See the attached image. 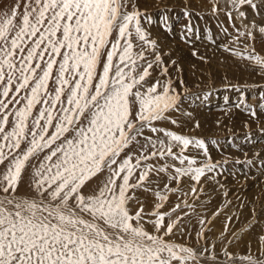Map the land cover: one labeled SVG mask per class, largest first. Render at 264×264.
I'll use <instances>...</instances> for the list:
<instances>
[{"label":"snow or ice","instance_id":"6c2138e0","mask_svg":"<svg viewBox=\"0 0 264 264\" xmlns=\"http://www.w3.org/2000/svg\"><path fill=\"white\" fill-rule=\"evenodd\" d=\"M230 4L241 21L243 6L257 15L264 9V0ZM129 7V0H14L0 10V264H264V235L259 256L250 250L237 256L225 245L221 259L206 240L211 221L203 216L199 248L169 238L184 233L188 215L173 214L182 205L195 207L185 193L163 211L168 193L188 178L195 194L221 162L211 160L203 138L157 126L171 119L181 96L141 24L144 14ZM227 15L231 21L232 12ZM242 27L234 45L242 37L254 41L256 31L264 35L255 21ZM224 47L264 71V56L251 43ZM154 68L160 76L149 84ZM190 146L205 158L186 155ZM153 174H167L163 189L151 187ZM98 175L103 179L86 192ZM25 176L31 196L18 194ZM137 189L157 197L151 211ZM130 202L138 205L134 213ZM231 221L227 216L225 231Z\"/></svg>","mask_w":264,"mask_h":264},{"label":"rangeland","instance_id":"374dc122","mask_svg":"<svg viewBox=\"0 0 264 264\" xmlns=\"http://www.w3.org/2000/svg\"><path fill=\"white\" fill-rule=\"evenodd\" d=\"M174 1L176 2L177 0H162V7H156L155 6V8H154L155 10L151 6L145 7L144 6L145 0L135 3L136 7L144 14L141 17V24H142L143 28L146 30V32L149 34V38L150 39L154 38L152 36V33H151L152 30L150 29V27H156L155 28L156 29L155 32L159 33V35H158L159 37H155V38L159 39L160 43H162L163 40L167 41V42L168 41L175 42L174 40L176 38L178 39V41H176L174 43V45H175L174 48L176 47L175 51H176L177 55L179 53L178 49H177V45H179V47L181 48V51L185 50V51L188 52V50L189 51H195V49H197V48L199 49V47H201L202 44H203L202 46H205V44H207L209 42L207 45L211 46L210 48L213 47L212 49H214V50L211 51V52H213L214 54H218L219 51H221L224 54L225 53L233 54L232 51L226 50L224 45H227L229 48L231 46V48H233V49H235V48L236 49H243L245 44L251 43V45L255 48L256 53L264 56V35H261L258 31L255 32V40L254 41H249L247 39V37H242L241 38V42H240L239 45H234L233 44V37L238 35L237 29H240L242 26L238 25L234 21L233 17H232L231 21L229 20V16L227 15V13L229 11L232 12V15L234 13V11L232 9H230V8L228 10L226 9L227 5L231 6L230 0H215V3H212L213 4L212 6L213 7L216 6V8H217L215 13L213 12V10L209 11L211 8H209L208 6L205 7L204 9H202V7H200L198 5H195L194 11H192L191 9L188 10L187 6L183 7L181 5V3H179V0L176 2L177 4L174 3ZM183 1H186V0H183ZM189 1L190 0L186 1V3L189 2ZM212 1L214 2V0H212ZM13 2H14V0H0V10L6 9ZM148 2L152 5L150 0H148ZM129 3H130L129 10H131V4L132 3H131L130 0H129ZM147 5H149V4L147 3ZM168 5H169V7H168ZM190 6H192V5H190ZM198 9H200V10H198ZM244 10H245V13H246V19L241 21V19H239L238 15H237V19L239 20L238 23L243 24L244 22H246V20L248 18H250V19L255 18L257 21H260V22H256L257 25H264V22H263L264 21V12H262L260 10V14L257 15L250 7L247 8V5H245V6H243L241 8V11H244ZM250 11H253V15H254L253 18L251 17ZM194 12H195V14L198 15L199 18H194V17L189 16L190 14H192ZM209 13H211V15H212L211 18H209L210 17ZM145 17H149L150 21L148 19H145ZM149 22H151L152 24H149ZM201 24L206 26V29H204L203 33H202L203 28L199 26ZM169 32H171V33H169ZM166 35H167V37H166ZM206 38H208V39H206ZM205 41H208V42H205ZM210 44H212V45H210ZM182 49H184V50H182ZM185 51H184V53H185ZM150 54H149V59H152L151 58L152 56H150ZM196 55L192 56V58L199 59L200 62H202V60H203V64H204V62H210L214 58L213 57L211 59L209 58V59L206 60L205 59L206 55H205V53L203 51H199L198 53H196ZM180 58H181V56L180 57L179 56L175 57V60H173V61H176L175 65L172 64L171 62H168L167 67L169 65V68H170L169 70L171 71V67H173L172 69H174V72L173 73H169V75H170V78L173 80V87L175 88L176 92H178L180 94V96H181L179 105L180 104H184V105H186V110H188L189 108H192V107H193L192 109L194 110L195 102H187L186 100H187V97L189 95H190V98H191V95L196 92L197 88L193 87L195 80H193L192 78L189 79L188 75L184 76L183 74H185L186 70H189L191 67H194L193 63L195 64L196 62L190 63V62H192V60L189 59L188 64L185 65V64H183L184 61L182 62ZM229 58L230 57L226 58V61H228ZM242 60H244V62L245 61L249 62V66L246 68L247 70L245 69L244 73L247 72L246 74H250V75L253 74L254 78L248 77V79H244L240 73H238V75L236 73H234V77L233 78H231V79L227 78L228 80H231V81L233 80L232 81L233 83H227V85L225 84L227 87L225 85H223L224 87L223 86L219 87L218 84L214 83L217 80V78H218V77H216L217 75H215V76H213V79H214V81H213L214 85L213 86H214V88L208 90V93L215 92V94H213V97L215 99L219 100V101L221 99L222 100H226L227 99L226 100L227 102L226 101L222 102V106L224 108L228 107L227 104L229 102H234L233 103L234 104L233 106L235 108L234 110L238 111V113L236 112V114L234 115L235 119H232V121L236 120L240 124V127H241V128H237L238 131L236 130L240 134H236V133L234 134L235 130H233L232 131L233 134H232L231 137H229L228 135L225 136V134H222L225 137L221 135L220 139L218 138V136L213 138L212 135H211L212 138H209V139H207V138L204 139L203 138L206 141V145H207L208 149L211 150L210 152L214 153L216 156H218V157L222 156L223 157V156H225V154H226V156L228 154V157H226V160L228 161L226 163V165H222V166L219 165L218 168H217V169H221L222 171H225V174L224 175L221 174V175H219V177H222L221 179L223 181H225V184H226L227 188H225L224 191L227 192V190H228L227 194H230L231 193L230 189L234 185H236V183L234 182L235 179H240L239 182L243 181V183L246 185V187H248L247 186L248 184H246L247 182H244V180H243L244 179L243 177L245 175L244 174L245 173L244 170H245V167L247 166L246 165L247 163L248 164L251 163V166L254 168V170H255V166H256V169L260 170V171L255 170V172H257V174H258L257 177H260L259 176L260 172H262V170H264V154L263 153H256V154L254 153V155H252V154H249L248 150L244 151V148L246 147V145H251V146H254V147L257 144L258 145L261 144V146L264 145V73L263 72H259V71L255 72L257 69H256V66L252 62L248 61L247 59H242ZM177 61L179 63L183 64V65L179 64ZM177 66L180 69L179 71L177 70ZM253 67H254V70H253ZM233 69H236V68L233 67ZM180 75H181V78L183 80V84L180 83V79H181L179 77ZM256 77L260 78L261 81H259V83H261L263 81L261 86L259 84L258 85L255 84V83L253 85H251V84L247 85L246 84L247 86L246 85H244V86L241 85L242 81H250V80L255 79ZM151 78L154 79V74L151 75ZM149 81L150 80L148 79V83L151 84ZM195 83L198 84V82H195ZM205 91L202 92V93L200 92L198 97H200L204 93H207V90H205ZM222 95L225 96V97H223ZM192 96H194V95H192ZM202 98L203 99H209L211 97L208 98L207 96L203 95ZM212 104H213V101L212 102L211 101L210 102H203L202 104L198 103L197 105H202V106L208 105L209 107H211ZM223 107L219 106L217 108H220V109L222 108L223 109ZM189 111L192 112L191 109H189L188 112ZM251 111H255L256 112V116L255 117H253L250 114ZM219 114L220 113L218 112V115ZM167 115L171 118L170 120H168V121H170V123H171V120L177 121V119H174V115L175 114H173V111H171V112L169 111ZM221 118H223V117H221ZM226 119H228V121L231 120L230 117H226ZM157 124H158V127H161L162 125H164L162 123V121L157 122ZM212 125L213 124L209 125V123L205 124L204 127L201 128V131H203V132L205 131V132H208V133H213V131H217L218 129L223 130L225 128H226V131H229L228 127H227V124L219 126L218 129H216ZM243 125H245V126H243ZM256 127H257V129H256ZM174 129H176V128H174ZM169 130H171V129H169ZM220 130H218V131H220ZM171 131H173V130H171ZM178 134H181V133H178ZM181 135H184V134L182 133ZM193 137H195V136H193ZM222 137H224V138H222ZM197 138H200V137H197ZM259 138H260V140H259ZM222 139H225V142L222 143V141H223ZM235 139H237L240 142L241 146L236 147L238 149L236 150V152H233L234 155H230L231 154V150L230 151L227 150V147L224 144H226L227 141L234 143V142H236ZM213 140L216 141L215 144H213L211 142ZM254 141H255V144H254ZM257 148H258V146H257ZM257 148L255 147L254 150L255 149L258 150ZM212 153H208V154H210L209 156L211 157V160H213L215 158L212 155ZM243 153H247L246 154L247 156L240 155V154H243ZM237 157H239V161L237 160ZM162 163H163V161H162ZM169 171H171V170H169ZM213 173L214 172H211V173H209V175L211 176ZM230 173H233V174L231 175ZM262 173H261V175H263ZM247 175H249V174H247ZM247 175H245V176L248 178ZM226 176H227V178H226ZM226 179H227V181H226ZM151 180L153 181L152 186H151L152 188H156L157 186H162V183L163 184L164 183H168L167 174H161V176L159 178H157L153 174L151 176ZM262 180L263 179H261V181ZM158 183H160V184H158ZM208 183H210L209 187L206 186L205 189L203 187H201L202 190L198 191V193L195 194V198H196L195 205H196V207L200 206L201 204H203V207L204 206L205 207H209L210 203L207 202L208 201V195L204 194V193H206L208 188H209L208 192H214L215 194H218V193L215 192L216 184H213V183L209 182V180H208ZM219 188H221V185H219ZM251 191H252V188L247 189V192L250 193ZM262 192L264 193V191H262ZM20 195H22V194H20ZM168 196H169V199L166 201L164 207H167V208L171 209L172 207H174L173 202L170 201V200L173 199L172 198L173 195L172 194L170 195V193H168ZM263 196H264V194H263ZM252 198H254V200H252ZM252 198H250V196H247V195L242 196L241 198H239L238 203L241 202V205H240L239 209L242 210V212H240L239 214H241L242 216H245V214H246L245 209H248V210H251V212L252 211L256 212L252 219H254V218L257 219V218H259L258 216H264V205H263L264 200H263V198H261V199H256L255 197H252ZM179 199L181 200L180 197H179ZM179 199L176 198V199H173L172 201H174V202L175 201H179ZM234 200H236V199H234ZM255 200H256V202L254 203ZM211 201H212L211 202V207L212 208H213L214 202L217 201L216 205H218V206L214 209V210H216L217 208L218 209L221 208V206L224 205L226 203V201H230V199L222 200L221 197L218 196V198L215 197ZM167 203H168V205H167ZM229 205L230 204H228V206L226 208H228ZM252 205H253V207H250ZM212 208H210V209H212ZM182 209H184V210H182ZM179 211H184L182 214L188 213V215L184 217L185 220L182 221L184 229H185L184 232H186L184 234H187L188 231H189L188 233H191V232H194V231L198 232V230H200V228L198 227V224H197L196 220L201 216V213H196V215H195L196 218H193V221H192V217L191 218H187V217L192 216V214L190 212L191 211L190 208H188V207L184 208L183 207V208L177 210L176 213H178ZM236 212H237V210H235L232 213L236 214ZM176 213L173 214V216H172L173 219L176 218ZM182 214L180 216H182ZM212 217H213V215H212ZM212 217L208 219L211 222L213 221ZM255 220H252L250 223H253ZM262 222L264 223V220H262ZM210 224H212V223H209L207 226H209ZM179 233H180V231L177 230L176 233H175V236H174V240L178 239L179 237H185V236H180ZM192 235H194V233L188 234L187 236H189V239H193ZM195 238H197V235H195ZM207 239H209V238L206 235V240ZM182 242L188 244L189 241H187L186 238H185V241L183 240ZM207 242H208V244H214L215 246H216V243H217L216 240H210V239L207 240ZM203 243H204V241H202V243L198 244V242H195V240H193V246L192 247H196V246L199 247ZM220 245H222V247H223V245L224 246L225 245L229 246L230 243H229V241L226 242V243L221 242L217 247H219ZM216 248H215V250H216ZM240 253L242 254V252H239L238 255H240ZM252 253L255 254L254 252H252ZM246 254H248V253H244V255H246Z\"/></svg>","mask_w":264,"mask_h":264},{"label":"bare ground","instance_id":"6f19581e","mask_svg":"<svg viewBox=\"0 0 264 264\" xmlns=\"http://www.w3.org/2000/svg\"><path fill=\"white\" fill-rule=\"evenodd\" d=\"M130 1H131L132 4L133 3L135 4L136 2H140V1H143V0H140V1L139 0H130ZM150 1H151L152 5L148 2V0H145L144 6L145 7L151 6L153 9L155 8V6L156 7H162V0H155V1L154 0H150ZM186 1H188V0H186ZM186 1L179 0V3H181V5L183 7L187 6L188 10L191 9L192 11H194L195 5H198V6L202 7V9H204L205 7L208 6L209 8H211L209 11H211V10H213V6H212L213 4L212 3H215V0H214V2L212 0H190L187 3H186ZM176 2L174 1V3H176ZM147 3L149 5H147ZM190 5H192V6H190ZM168 7H169V5H168ZM229 8L232 9V6L227 5L226 9L228 10ZM247 8H249V7L247 6ZM200 9H198V10H200ZM261 11L264 12V9H261ZM244 12H245V10H244ZM250 14H251V17L253 18V16H254L253 15V11H250ZM209 15H210L209 18H211V16H212L211 13H209ZM237 15H238V13L236 11H234L232 17L234 18V21L238 25L242 26L241 23H238L239 20L237 19ZM189 16L194 17V18H199L198 15L195 14V12L190 14ZM254 20H255V22H260V21H257L255 18H253V19L248 18L246 20V22H244L243 24H248L249 26H251V22L254 21ZM149 24H152V23L149 22ZM199 26L203 28V31H202V33H203L204 29H206V26H204L202 24L199 25ZM155 28L156 27H150V29L152 30L151 31L152 36L154 38L155 37H159L158 36L159 33L155 32V30H156ZM240 29L242 31L244 30L243 27H241ZM169 33H171V32H169ZM166 37H167V35H166ZM154 38H152V39H154ZM206 39H208V38H206ZM154 40L157 42V50L161 54V57H162L164 65L167 66L168 62H172L173 60H175V57H177V56H179V57L181 56L180 59H181L182 62L184 61L183 64H185V65L188 64L189 59L192 60V62H190V63L196 62L195 64L193 63L194 67H191L189 70H186L185 74H183V75L184 76L188 75L189 79L192 78L193 80H195V82H198V84H199L198 85L197 83L194 82V86L193 87L197 88L196 92L194 94H192L194 96L191 95V98H190V95H189L187 97V100H186L187 102H195L194 110L192 109L193 108L192 107V108H189V109H191L192 112H190V111L188 112L189 109L186 110V105L180 104L178 106V110L173 111V114H175L174 115V119H177L176 123L173 124V123H170V121H168V120H163L162 123L164 125H162L161 127L165 128L166 130L171 129V130L175 131L176 133H181V134L183 133L184 135H187L189 137L195 136V137H200V138H204V139L212 138L211 135L213 136V138L218 136V138L220 139V136L222 134H225V136L228 135L229 137H231L232 134H233L232 133L233 130H235L234 134L235 133L236 134H240L239 132H237L238 131L237 128H241L240 124L236 120L232 121V119H235L234 115L236 114V112L238 113V111L234 110L235 109L234 106H233L234 102H229L227 104L228 107L225 106L226 108H224L222 106V102H225L227 99L226 100H222L221 99L219 101V100H217V99H215L213 97V94H215V92L208 93V90L214 88V86H213L214 85L213 84V81H214L213 76H215V75H217L216 77H218V78H217V80L214 83L218 84L219 87H222L225 84L227 85V83H233L232 82L233 80L231 81V80H228L227 78H230V79L233 78L234 77V73H236L237 75H238V73H240L244 79H248V77L254 78L253 74L250 75V74H246L247 72L244 73L245 69L249 66V62H246V61L244 62V60H242L240 57H238V56H236L234 54H228V53L224 54L221 51H219L218 54H214L213 52H211V51L214 50V49H212L213 47L210 48L211 46L207 45L209 42L205 41V42H208V43L207 44L204 43L205 46H202L203 45L202 44L201 47H199V49L198 48L195 49L196 53H198L199 51H203L205 53V55H206V58H205L206 60L209 59V58L210 59L213 58V57L214 58L210 62H204V64H203V60L202 59H201L202 62H200L199 59L192 58V56H194L193 55V51H189L188 50V52H187L184 49H182V50L185 51V53H184V51H181V48L179 47V45L176 44L178 52H179L178 55H177L176 51H175L176 47L174 48V46H175L174 43L176 41H178L177 38L174 40L175 42H170V41L167 42V41L163 40V42L160 43L159 39L155 38ZM210 45H212V44H210ZM230 48H231V46H230ZM150 56H152L151 58H153V54H150ZM228 57H230V58H229L228 61H226V58H228ZM179 64H181V63H179ZM183 64H181V65H183ZM233 67H235L236 69H233ZM254 67H253V70H254ZM172 68L173 67H171V71L168 70V76L169 77H170L169 73H173L174 72V69H172ZM168 69H170L169 65H168ZM256 69L257 70L255 72L259 71V72H263L264 73V71H261L258 66H256ZM152 71L154 72V73L152 72V74H154V79H152L150 77L149 78V80H150L149 82L150 83H153L154 80L157 77L160 76L158 68H154ZM179 77L181 78V75ZM160 78L163 79V77H160ZM259 81H261L260 78L256 77L255 79L250 80V81H242L241 85L242 86H244L246 84L247 85H249V84L253 85L255 83V84H257V85L259 84L261 86L263 81L261 83H259ZM205 90H207V93H204L203 95L207 96L208 98L209 97H211V98L203 99L202 98L203 95L198 97L200 92L202 93ZM223 97H225V96H223ZM210 101L211 102L213 101V104H212L211 107H209L208 105H204V106L197 105L198 103L202 104L203 102H210ZM219 106L223 107V109L222 108L221 109L217 108ZM218 112L220 113L219 115H218ZM221 117H223V118H221ZM226 117H230L231 120L228 121V119H226ZM197 122L199 123V127H196ZM208 123H209V125L213 124L212 126H214L216 129H218L219 126H221V125H226L227 124V127H228L229 131H226V128L223 129V130L218 129L220 131H218V130L217 131H213V133H208V132H205V131L204 132L201 131V128L204 127V125L208 124ZM157 126H158V124H157ZM243 126H245V125H243ZM174 128H176V129H174ZM256 129H257V127H256ZM145 135L154 137V134H152L148 130H145ZM159 135L161 137H163L162 133L159 134ZM222 136H224V135H222ZM224 137H222V138H224ZM222 140H223L222 143L225 142V139H222ZM235 140H236V142H234V143L227 141L226 144H224V145H226L227 150H229V151L231 150V154L230 155H234L233 152H236V150L238 149L236 147L241 146L240 142L237 139H235ZM259 140H260V138H259ZM141 142L143 143L142 139H141ZM254 144H255V141H254ZM257 146H258V148H257ZM255 147L258 150H256V149L254 150ZM255 147L251 146V145H246V147L244 148V151L248 150L249 154H252V155H254V153L255 154L256 153H263L264 154V145L261 146V144L260 145L257 144V145H255ZM133 148H135V146H133ZM130 150H132V149H130ZM173 150L176 151L175 148ZM210 151L211 150L208 149V153H212ZM247 153H243V154H240V155L247 156L246 155ZM185 154L186 155H196L199 160H203L205 158L203 154L198 153L191 146L189 147V149L186 151ZM208 155H210V154H208ZM212 155L215 157L212 160L213 162H221L220 163L221 166L222 165H226V163L224 164L223 161H227L226 157H228V154H227V156L225 154V156H223V157L222 156L218 157L214 153H212ZM237 160L239 161V157H237ZM168 162L169 163H176L178 165V162H176V161L169 160ZM151 163L156 164L157 160L153 159L151 161ZM159 163H162V161H159ZM249 164L248 163L246 164L247 166L245 167V170H244L245 173L244 174L245 175L249 174L250 176L247 175L248 176V178H247L244 175V177H243L244 179L242 178L244 180V182H247L246 184H248L247 185L248 187H246V185L243 183V181L239 182L240 179H235L236 181L234 180V182L236 183V185L233 184L234 186L230 189L231 193L227 194L226 196H225V191H224V189L227 188L226 184H225V181H223L221 179L222 177H219V175H221V174L224 175L225 171H222L221 169H216L215 171H213L214 173L211 176L208 173L205 177L201 178V181L199 182V184L196 185V188H197V192L196 193H198V191L201 190V187H203L204 189L206 188V186L209 187L210 183H208V180H209V182H211L213 184H216L215 192L218 193V194H215L214 192H208L209 188L206 191V193H204L205 195L206 194L208 195V201L207 202L210 203L209 207H205V206L203 207V204L200 205L201 207L200 206L196 207V205H195V203H196L195 194L196 193L195 194L191 193V187L193 185V182L190 181L188 178H184L182 183L179 184V191L178 192L170 193V195L171 194L173 195V197H172L173 199H176V198L179 199V197L181 198V200L179 199V201H175V202L172 201L173 199L170 200L171 202H173L174 205L177 204V203H181V201L184 199V194L185 193L188 194V196H187L188 204L194 205V207H195V212L194 213L190 209L191 210L190 212H191L192 216L187 217V218H191L192 217V221H193V218H196L195 217L196 213H201V216L206 217L207 219L212 217L213 213L216 212L217 209H218L217 208L216 210H214L218 206V205H216L217 201H215L214 204L212 203L213 204V208L211 207V202H212L211 200H213L215 197L218 198V196H220L222 200L230 199L231 203L232 202L233 203L232 204L230 203L228 208H224V210L221 212V214L219 216L212 217V220H213L211 222L212 224L207 226V231H206L205 234L207 235V237L210 240H216L217 241L216 247L221 242L226 243L228 241H231L230 245L227 246V250L230 253H233V254H235L237 256L244 255V253H248L249 250L251 251V253L254 252L256 256H259L260 255V246H259V243H258V236L264 234L263 233L264 232V228H263L264 227V223L262 222V220H264V216H258L259 218L252 219L256 212L255 211L251 212V210H248V209H245V212H246L245 216H242L241 214H239L240 212H242V210L239 209L240 205H241V202L238 203V201H239V198H241L242 196L247 195V196H250V198H252V197H255L256 199L263 198V200H264V196H263L264 193L262 192V191H264V170H262L263 173L260 172V174H259L260 177H257L258 174H257V172H255V170H257V171H260V170L256 169V166H255V170H254V168L251 166V163H249ZM261 173L263 175H261ZM230 174L232 175L233 173H230ZM226 178H227V176H226ZM102 179H103L102 175H98L97 177L93 178L91 180V182L85 188V191L87 192L90 189H92ZM261 179H263L262 180L263 182L261 181ZM226 181H227V179H226ZM158 184H160V183H158ZM164 184L162 183V186H158V187L160 189H163L164 188ZM219 185H221V188H219ZM175 186H176L175 182H172L170 184V187H175ZM249 188H252V191L250 193L247 192V189H249ZM227 192H228V190H227ZM18 194L19 195L20 194L27 195V196L33 195V192H32V190L30 188L29 178L27 176H25L24 182L20 185L19 190H18ZM136 197H137V199H139L144 204L146 212L151 211L153 209L154 203L157 200V197L152 192H145V191H142L140 189L136 190ZM234 199H236V200H234ZM252 200H254V198H252ZM255 202H256V200L254 201V203ZM167 205H168V203H167ZM253 205L250 206V207H253ZM263 205H264V203H263ZM137 207H138V205L136 203H134V202H130L129 203V208H130L131 212L134 213L136 211ZM183 207L184 206L182 205L181 208H183ZM210 208H212V209H210ZM169 209L170 208L164 207L163 211H169ZM182 210H184V209H182ZM235 210H237L236 214L232 213ZM183 212L184 211H179L178 213H176V216H180ZM182 216H184V214H182ZM227 216H232V221L229 223L227 231H225V221H226ZM200 217L196 220L199 228H200V224H199ZM184 220H185V218L183 219V221ZM252 220H255V221L253 223H250ZM146 227H147L148 231H150V232L153 230L151 225H146ZM188 232H187V234H184L186 232H184L183 234L179 233L180 236H185V237H179L178 239H176V241L180 242V243H183L182 241L183 240L185 241V238H186V240L189 241L188 245L193 246V240H195V242H197V239H198V238H195V235H196L197 232L196 231L191 232V233H194V235H192L193 239H189V236H187V235L191 234V233H188ZM233 233H236V237H233V235H232ZM206 235H205V237H206ZM174 236H175V234L173 236H171V237L174 239ZM171 237H169V238L172 239ZM209 239H207V240H209ZM199 243H202V241H200ZM199 247L196 246L194 248H199ZM223 247H224V245H223ZM223 247H222V245H220L219 247L216 248V251L218 252V254H220V258L221 259H223V256H222V248ZM239 252H242V254L240 253V255H238Z\"/></svg>","mask_w":264,"mask_h":264}]
</instances>
